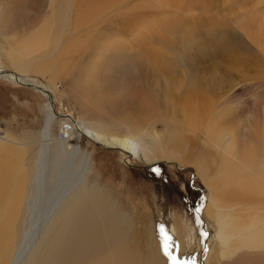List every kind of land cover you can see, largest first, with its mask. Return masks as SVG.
Returning a JSON list of instances; mask_svg holds the SVG:
<instances>
[{
	"label": "bare ground",
	"instance_id": "bare-ground-1",
	"mask_svg": "<svg viewBox=\"0 0 264 264\" xmlns=\"http://www.w3.org/2000/svg\"><path fill=\"white\" fill-rule=\"evenodd\" d=\"M39 1L48 3L49 9L53 11L43 18H35L32 22L37 24V27L33 28L29 23V14L32 19L33 14L30 11L36 7ZM87 2L88 0H0V38L11 49L12 57L16 55L13 60L15 67L20 69L19 72L13 73L0 68V76L16 81L18 84L32 83V87L47 98L45 124L39 134L33 133L35 135L33 138H21L22 142L19 139L12 140L8 136L0 137V264H164V259L155 258L151 246L141 238L138 219L129 215L122 205L113 202L109 191L96 185L88 186L89 170H91L90 157L87 153L83 155L79 147L73 149L69 145L72 140L69 138L76 132V128L80 134H86L88 137L100 141L104 146L121 149L146 162L161 157H171L172 161L185 163L186 157L183 154L188 157L191 153L192 166L205 177L209 174L205 160H202L199 154H195L193 148H189L187 145L183 146L180 134L174 132L169 134L170 129L175 127V122H179L178 120L181 119L188 122L191 132H196V125L191 121L198 115L192 113L200 111V108L190 105L187 109L185 106L190 102L201 101L199 94L203 95V93L196 94L195 89H205V86L201 85L203 82L207 83V86H211L212 89L207 91L212 96L216 95V90L220 89L226 81L223 74L216 77L217 69L209 75L203 74L202 76L199 63L195 65V61L198 62L195 56L200 55L199 53L204 50L203 44L197 42V45H194V43V48L190 50L192 52L190 56H193L191 59H194L190 61L194 63H188V59L182 60L186 62V64L184 62L185 65H182L183 72L191 74L196 80L184 84V87L192 92L184 100V106L172 108L169 88L164 85L156 88L143 86L145 80L132 78L137 73L149 74L148 76L158 74L156 65L158 64L160 67L163 62L156 60L154 63H150L151 59H149L147 63H144L136 56L126 57V53L122 51L125 45L121 40L123 38L121 33L126 31H120V18L114 22L118 24V30H115L116 35L110 36L109 33L112 32L108 33L107 31H111V29L106 31L107 26L102 24V21L109 16L107 11L102 8L105 5H110L123 12L128 19L137 20L143 18V15H134V9L126 0H98L99 12H94L85 22L76 26L75 18L79 17H74L72 12L82 11L81 8ZM162 2L167 3L161 4V16L173 13L165 7L174 4V1L162 0ZM190 10L192 13L193 9ZM176 13L184 16L183 1L177 4ZM56 29L59 30L58 33L55 32ZM190 32H193V29ZM81 35H85V37H80ZM119 36L122 38L116 40L118 45L114 46L119 50H114L110 44L102 52L106 41L109 39L112 41ZM48 38L55 40L51 51L42 53L38 52L41 51L38 49L37 53L40 56L35 57L33 41L45 44L49 42L46 41ZM214 39L213 52L215 49H225L231 54L233 46L227 39ZM245 44L249 45L247 42ZM27 45H32V48L29 49ZM50 45L48 46L50 47ZM187 49L185 51L189 52ZM27 50H30L31 55H25ZM72 50L81 51L79 56L74 57V62L70 57L66 58ZM57 54L64 57V62L61 63L63 65L55 64L54 60L55 62L51 61L54 65L43 67V74L48 75L56 89L55 80L57 75L62 74L55 71L56 68H59L63 71L64 77L71 76L72 79L79 77L82 79L87 76L88 80L89 78L93 80L94 77V87H92L99 89L94 93H91L92 90L88 94L81 91L78 93L80 89L76 84H73L71 95L82 109L85 107L86 101L90 107H93L90 97L87 98V96L110 97V101L106 102L107 108L105 109L109 115L103 114L102 131H96L83 122L87 115L86 112L81 115L78 121L66 112H59L61 117L58 116L52 92L37 85L34 78L22 74L27 73L31 67L37 66V62L54 58ZM103 55H106V59H102ZM122 56L124 64H121ZM173 59L172 56L165 58L164 61L169 64L163 67L165 70H176L177 66ZM102 60H106L107 63L100 69ZM233 61L237 62L234 58ZM216 67L219 68V65L216 64ZM97 83L100 86H96ZM69 85L68 92L71 91V84ZM203 97L205 98L204 95ZM204 113L206 112L204 111ZM121 115H129L131 121L126 122L120 128H113L112 121ZM205 116L207 115L205 114ZM59 118L62 119L60 128L64 133V137L61 139L54 136V125ZM162 118L167 121L166 128L168 127V129L164 133H159L155 124ZM201 118L203 117H200V120ZM150 120H155V122L150 123ZM195 121L197 123V119ZM179 124L186 125L182 122ZM256 124H252L253 130H260L262 136H256L257 139L253 140L255 145L253 150L250 144L242 145L243 140L238 139L240 137H234L226 130L222 131L224 130L222 127V129L220 128L222 132L219 130L213 132V135L221 142L225 139L227 150L235 148L234 155L238 152L237 156L240 157L238 160H236L237 156L234 157L236 165L243 167L244 170L242 174L240 173V178H243L248 172L251 175L250 181L242 185L239 188L240 192L235 194L231 192L233 187L229 174L227 177L224 174H217L211 179L210 185L214 189L211 205L221 213L220 223L226 237L231 238L236 230H250L242 239V243L257 249L264 245V157L260 158L264 153V129ZM138 128L147 129L148 136L140 135L141 129ZM186 128L188 129V127ZM241 133L243 138L248 136L254 138L249 128ZM237 135L239 134L237 133ZM161 142L170 144H167L165 148L161 147ZM187 148L189 152L184 153ZM62 159L69 160L73 167L77 165L76 169H73L70 178L62 188L56 192L52 199L50 198L47 208L34 222L30 221L31 225L29 223L23 232L20 221L27 213L31 215V206L38 182L41 181L45 172L46 175L51 172V176H53L52 173L57 169ZM181 163L178 164L181 165ZM250 196L254 198V201L249 199L248 206L255 208L239 207L246 204L247 198ZM236 208L237 215H233L231 211ZM219 237L222 236L219 234ZM206 240L207 237L204 235L201 243L203 255L207 252ZM232 247L234 255L237 244H233ZM203 261L204 259L201 258L200 263L204 264Z\"/></svg>",
	"mask_w": 264,
	"mask_h": 264
},
{
	"label": "rangeland",
	"instance_id": "rangeland-1",
	"mask_svg": "<svg viewBox=\"0 0 264 264\" xmlns=\"http://www.w3.org/2000/svg\"><path fill=\"white\" fill-rule=\"evenodd\" d=\"M137 1L151 0H129L128 4L133 5ZM186 1L188 3L192 2V5L190 8L184 7V16L177 13L174 15L169 13L171 16H161L160 31L145 35L142 38L141 36L144 34L138 36V29L135 34L124 32L121 33L123 35L122 39L120 36L112 39L111 46L114 50H119L118 47L114 48V46L118 45L116 40L121 39L125 45L124 48L131 54H138L141 57L143 55L152 57L159 53L164 58L172 56L177 66L176 70H165L163 67L169 64L164 60H161L163 64H160V67L158 64L156 65V69L158 68L160 70L159 74H162L160 80L165 81L163 74H169L174 78L175 84L169 89V97L172 99V108H177L183 107L184 100L192 93L184 87L182 73L184 67L182 65L187 59L194 60L191 59L193 56H190L192 54L190 50L194 48L193 44L197 45V42L203 44L204 50L199 53L202 58L200 55L195 56L198 59V62L195 61V65L200 64L198 66L202 76L203 74L209 75L217 69L218 71L215 72L216 77L218 78L223 74L222 76L226 78V81L220 89L216 90V95H210L207 90L212 88L204 82L201 85H204L205 89H201L202 91L195 89L197 93H203L205 98L202 94H199L201 101L190 102L185 107L188 109V106L195 105L200 108V111H196L197 113L195 111L192 113L199 116L194 117L191 121L192 124L196 125V132H191L188 122L181 119L178 120L179 122H175V127L170 129L169 134L172 132L180 134V141H183V146L187 145L189 148H193L195 154H199L201 159L205 160L206 166L209 168L208 176L205 177L202 173L201 175L192 166L191 153L188 157L183 154L186 157L185 163L177 161L181 165L176 161H172L171 157H161L146 162L129 155L121 149L104 146L100 141L94 140L86 134H80L77 128L76 132L69 138L72 139L69 145L73 149L79 147L83 155L87 153L90 157L91 170H89L88 186L96 185L109 191L113 202L122 205L129 215L138 219L141 227V238L151 246L155 258L161 257L164 259V264H174L164 252L165 235L169 237V252L176 257L175 264H202L200 263L201 258L204 259V264H264V245L261 248L257 247V250L256 247H250V245L242 243V239L250 230H236L231 238L226 237L224 228L220 223L221 213L211 205L214 189L210 185L211 179L217 174H224L225 177L229 174L233 187L231 192L235 194L240 192L239 188L242 185L250 181L251 175L248 172L245 173L243 178H240V173L242 174L244 170L243 167L236 165L235 161L240 157L237 156L238 152L234 155L235 148L227 150L224 143L225 139L221 142L213 135V132L221 131L223 128L222 131L226 130L234 137H240L238 139L243 140L242 145L245 143L250 144L252 150L255 146L253 140L262 136L260 130H258L259 133L253 130L252 124L258 123L256 125L264 129V0H203L206 9L204 6L202 8L198 5L194 6L198 0ZM193 7H197V9L191 13L190 9ZM30 12L33 17L30 19L29 14V23L35 28L37 24L32 21L35 18H43L49 15L50 9L48 3L39 1ZM131 16H133V13H131ZM105 27L106 31L111 29V31H107L108 33L112 32L109 33L110 36L116 35L115 30H118V24L110 23L106 24ZM58 29L55 30L56 33L59 31ZM192 29L193 32H190ZM163 31H167V33H163ZM214 38L227 39L229 44L233 46L231 49L232 55L230 52H226L225 49H215L213 52ZM46 41L49 42L42 44L33 41L34 52L31 51L36 54L38 49H41L38 52L48 53L55 44V40L48 38ZM2 42L0 38V68L17 73L20 69L15 67V61L13 60L16 55L12 57L11 49ZM144 42L150 46L149 50L157 46H160V48L158 50L157 47L156 52L153 49L150 51L143 50ZM245 42L251 43L247 46ZM185 49L191 53L186 52ZM45 50L47 51L45 52ZM25 55H31L30 50L25 51ZM68 57L73 59L72 62H74V55H68L66 58ZM123 58L122 56L121 64H124ZM233 58L237 62H234ZM102 59H106V55H103ZM183 59L185 61H182ZM51 61L63 65L61 63L64 62V57L57 54L54 58L43 59L39 61L37 66L31 67L28 74L34 80L37 79V85L47 91L52 90L57 115L60 116L59 112H66L78 121L81 115L86 112L87 115L83 122L96 131H102L103 114L109 115L105 109L107 108L106 102L110 97L87 96V98L90 97L93 107H90L86 101L85 107L82 109L73 99V95L68 93L69 84L71 86L76 84L80 89L78 93L81 91L88 94L91 90V93H94L99 90L93 88L94 77L93 80L91 78L88 80L87 76H84L83 80L80 77L76 79L70 78L71 76L59 77L55 81L56 89L49 79L42 74L43 67L54 65ZM105 63L107 61L102 60L100 69L105 66ZM216 64L219 65V68L216 67ZM142 74L144 73H137L132 78L145 80L149 75ZM7 79L0 76V137L8 136L12 140L19 139L22 142L21 138H33L43 129L46 119L45 105L47 104V98L43 93L41 94L28 84H18L16 81ZM155 79L154 76H148L147 78L149 81ZM96 86L100 85L97 83ZM200 117L203 118L200 120ZM57 120L54 125V136L61 139L64 137V133L60 128L62 119ZM129 121H131L129 115H121L117 116L111 125L113 128H120ZM153 122L155 120H150V123ZM181 122L186 124L187 126H185L188 129L181 126L179 124ZM166 126L167 121L163 118L155 124V128L159 133H164L168 129ZM240 128H243V130ZM246 128L250 129L254 136L253 139L249 136L246 138L241 137L243 136L241 132H245ZM147 132V129H141L139 134L148 136ZM167 144L170 143L161 142V147L166 148ZM186 152H189L188 148L184 150V153ZM236 156L237 159L234 160ZM263 157L264 153L260 158ZM76 167L77 165L73 167L69 160L62 159L57 169L52 173L53 176H51V172L47 175L46 172L43 174L35 190L31 215L27 213L24 219L20 221L23 232L28 224L31 225L47 208L49 201L70 178L73 169H76ZM249 199L253 200L254 198L250 196L247 198V203L239 207H252L254 209L255 207L248 206ZM237 208L231 211L233 215H237ZM237 218L239 217L237 216ZM161 227L164 229L163 233L160 231ZM219 234L222 236L221 238ZM204 235L207 237V252L205 255H203L201 244ZM233 244H237L235 250L237 254L234 255Z\"/></svg>",
	"mask_w": 264,
	"mask_h": 264
},
{
	"label": "crops",
	"instance_id": "crops-1",
	"mask_svg": "<svg viewBox=\"0 0 264 264\" xmlns=\"http://www.w3.org/2000/svg\"><path fill=\"white\" fill-rule=\"evenodd\" d=\"M126 1H127V3L129 2V0H126ZM157 1L158 0H151V1H145V2L137 1L135 4L130 5L134 9V15H143V18H139L137 20L128 19L124 15L123 12L118 11L117 9H115L114 7H111L110 5H105L102 8H104L107 11L109 16L106 18V20L102 21V24L104 26L106 24H110V23L114 24V22H117V20L120 18V24H119L120 31H126L128 33L135 34L136 30L138 29L139 30L138 36H140V34H142V33L144 34V35L141 36V38L143 36H145V35H150V34L156 32V31H160L161 30L160 29V19H161L160 16H161V10H162L161 4L162 3H167V2H162V0H159V2H157ZM173 1H174V4H170L169 6L165 7V9H167L169 11H172L173 15L176 13V6H177V4L180 1H183V6L186 7V8H190L191 5H192V2L188 3L186 0H173ZM197 5H198V7L200 6L201 8H202V6H204V8L206 9V4L204 5L203 0H198L197 4H194V6H197ZM154 9H155V11H154ZM191 9L196 10L197 7H193ZM81 10L82 11L77 12V13L74 12V11L72 12V15L74 17L75 16L79 17V18H75L76 19V23H75L76 26L81 24V23H83V22H85L89 17L92 16V14L94 12H99L98 0H88V2L83 5ZM52 11L53 10L50 9L49 13H51ZM263 13H264V10H263ZM167 16H171V15L169 14ZM163 33H167V31H163ZM0 34H1V30H0ZM80 37H85V35H81ZM111 42H112L111 40L106 41L105 47L103 48L102 52L104 51V49L107 46H109L111 44ZM28 44H30V43H28ZM27 46H28L29 49L32 48V45H27ZM149 48H150V46L146 42H144L143 50L150 51V50L153 49L154 52L157 51V47L151 48L150 50H149ZM159 48H158V50H159ZM122 51H124L126 53V57L129 58L130 56H136L144 63H147V61L149 59H151V58L152 59L150 60L151 61L150 63H154L156 60H160V61L161 60H165V58L160 53L155 55V56H152V57H150V56L145 57L144 55L141 57L138 54H131L124 47L122 48ZM80 53H81V51L72 50L70 55H74V57H75V56H79ZM39 56H40L39 53L35 54V57H39ZM187 62L188 63H194V62H192L190 60H188ZM38 63L39 62H37V65H38ZM55 71L62 73L60 75H57V78L64 77L63 71H61L59 68H56ZM159 71L160 70L158 69V74L151 75V76H154L156 78L155 80L149 81V80H147V78H148L147 77L145 79V84L143 86H152V87L156 88V87H159V86L161 87L162 85H164V86H166L169 89L172 88V86L175 84L174 78L169 76V74H167L168 76L163 74V76L165 77L164 78L165 81L164 80H160V75L162 76V74H159ZM28 72L27 73H22V74L29 76ZM44 76H46L49 79L48 75H44ZM183 78H184V81H183L184 83L185 82H189L191 80H196L195 78H193L191 76V74H189L187 72H183ZM51 80H53V79H51ZM49 81H50V79H49ZM50 91L52 92V90H50ZM72 92H73V86H71V91L68 92V93L72 94ZM196 94H199V93L196 92ZM52 95H53V93H52Z\"/></svg>",
	"mask_w": 264,
	"mask_h": 264
},
{
	"label": "snow or ice",
	"instance_id": "snow-or-ice-1",
	"mask_svg": "<svg viewBox=\"0 0 264 264\" xmlns=\"http://www.w3.org/2000/svg\"><path fill=\"white\" fill-rule=\"evenodd\" d=\"M161 233L164 232V229L163 227H161L160 229ZM164 252H165V255L169 256V258L174 262L175 264V261H176V257L175 256H172L171 253L169 252V237L167 235H165V238H164Z\"/></svg>",
	"mask_w": 264,
	"mask_h": 264
},
{
	"label": "water",
	"instance_id": "water-1",
	"mask_svg": "<svg viewBox=\"0 0 264 264\" xmlns=\"http://www.w3.org/2000/svg\"><path fill=\"white\" fill-rule=\"evenodd\" d=\"M25 84H28V85H30V86H33V84H32V83H25Z\"/></svg>",
	"mask_w": 264,
	"mask_h": 264
}]
</instances>
